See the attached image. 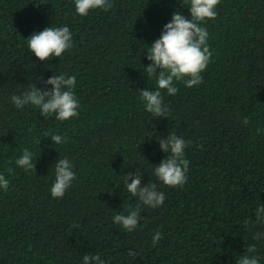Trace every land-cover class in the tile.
Returning a JSON list of instances; mask_svg holds the SVG:
<instances>
[{
	"label": "trees",
	"instance_id": "16d2710c",
	"mask_svg": "<svg viewBox=\"0 0 264 264\" xmlns=\"http://www.w3.org/2000/svg\"><path fill=\"white\" fill-rule=\"evenodd\" d=\"M111 3L82 17L74 0H0V173L10 181L0 189V264H82L85 253L106 264H236L252 244L249 255L264 264V237L254 239L264 233L255 215L264 205V132L256 134L264 129V0H220L216 18L202 24L213 53L203 82H175V95L162 90L169 113L155 118L139 93L157 87L143 71L147 49L174 12L190 18L188 0ZM50 25L68 26L73 46L42 62L27 37ZM58 73L76 76L78 117L15 107L13 94L29 83L51 90L43 81ZM173 132L191 141L187 181L174 188L154 175L168 156L158 137ZM46 134L67 140L54 145ZM25 148L35 170L15 164ZM59 158L71 161L76 179L53 198ZM137 168L141 184L156 183L166 198L142 205L127 232L113 216L138 203L124 187ZM155 231L163 238L153 247Z\"/></svg>",
	"mask_w": 264,
	"mask_h": 264
},
{
	"label": "clouds",
	"instance_id": "9594fccd",
	"mask_svg": "<svg viewBox=\"0 0 264 264\" xmlns=\"http://www.w3.org/2000/svg\"><path fill=\"white\" fill-rule=\"evenodd\" d=\"M190 18L176 11L172 14L171 20L163 25L160 36L154 40L147 49V59L151 63L145 65L144 73L147 77H155L156 89L148 88L139 90L140 98L146 112L155 117H167L168 106L164 103L162 90L168 95H175L178 88L175 82H183L187 87L198 86L203 82L204 72L213 55L208 44L209 33L203 22L215 19L217 6L220 0H188ZM75 12L80 16H87L90 11L102 9L108 11L112 8L111 0H74ZM29 50L42 62L49 61L53 57H61L73 46V36L68 26H47L41 31H33L27 37ZM42 80V77H37ZM45 85H52L51 90L37 87L35 83H29L20 94H13L10 99L16 108L20 109L26 105L39 108V113L45 118L55 115L60 121L69 120L79 116L80 103L75 94L76 76L58 73L44 80ZM243 123L247 126L250 121L247 117ZM264 132V129L257 128L256 134ZM54 145L66 142L67 137L60 134H46ZM160 148L168 153V156L155 165L154 175L168 187H183L187 181L189 160L185 158V148L191 141H185L182 137L173 133L158 137ZM15 164L26 171L35 170L36 161L33 160V153L25 148ZM54 167L55 179L50 188L53 198H62L76 179L73 171V164L68 158H59ZM12 168H8L11 173ZM141 168L135 173L129 172L124 175V187L133 197L138 198L135 206L129 205L126 213H117L113 216V223L119 224L127 232L134 231L141 219V206L157 208L161 206L166 198L165 193L159 191L156 183L148 182L141 184ZM10 181L0 173V189L7 190ZM256 220L264 223V205L255 209ZM264 237V233H257L254 239ZM163 238L160 231H155L152 237V246L156 247ZM247 254L241 256L236 264H260L256 255H249L256 252V245L247 246ZM129 256H136L138 253L130 249ZM82 264H106V261L99 254L85 253L82 257Z\"/></svg>",
	"mask_w": 264,
	"mask_h": 264
}]
</instances>
